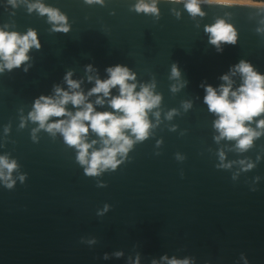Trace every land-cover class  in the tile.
Instances as JSON below:
<instances>
[{"label":"water","instance_id":"1","mask_svg":"<svg viewBox=\"0 0 264 264\" xmlns=\"http://www.w3.org/2000/svg\"><path fill=\"white\" fill-rule=\"evenodd\" d=\"M37 2L66 16L68 32L29 12ZM138 2L0 0V29L35 30L41 45L0 73V157L16 163L9 180L0 178V264H264V128L257 126L264 114L245 122L260 135L242 150L220 137L219 117L204 102L205 87L219 95L225 74L232 91L241 86L242 75L230 71L241 60L264 75V7L200 0L204 15L192 16L185 0H156L157 15L135 11ZM221 19L237 41L218 51L205 27ZM118 64L136 74L135 91L149 86L160 101L147 113V137L126 130L133 143L117 154L115 170L88 176L79 150L47 130L70 117H50L41 128L29 113L40 96L57 98L56 86L82 92L97 112L114 111L109 100L119 86L108 97L88 93ZM69 72L78 89L66 82ZM103 139L89 128L85 142L96 141L89 159Z\"/></svg>","mask_w":264,"mask_h":264},{"label":"clouds","instance_id":"2","mask_svg":"<svg viewBox=\"0 0 264 264\" xmlns=\"http://www.w3.org/2000/svg\"><path fill=\"white\" fill-rule=\"evenodd\" d=\"M86 2L89 4L94 2L103 3V0H86ZM176 2H179V0H176ZM220 2L264 7V0H220ZM9 3L15 6L16 0H9ZM199 5L200 0H185V8L192 16L204 15ZM134 7L137 12L159 14L156 0H153L151 4L145 3V0H139ZM33 9L38 10L41 15H47L50 22L61 25L54 28L55 31L68 32L67 18L58 9L46 7L39 2L29 5V12ZM205 31L210 33V43L217 45L218 51H222L219 48L221 43L236 44L237 33L235 28L222 19L206 26ZM40 46L35 30L29 29L21 35L18 32H8L0 29V61H3V63H0V73L5 69L12 71L14 68H19L29 59V50L32 47L39 49ZM88 69L91 70V65L88 66ZM233 69L243 77L241 86L236 91H232L230 77L225 74L221 76V79L228 82L227 85H221L219 95L211 85L206 86L204 102L208 105L209 111L219 117L214 126L219 130L220 137H226L230 140L236 139L238 141L237 147L245 150L251 146L253 138L260 135V133L246 127L245 122H251L253 118L264 114V75L255 71L253 66L244 60L230 68V71ZM106 71L109 78L106 80L96 79L95 87L89 91L88 95L103 93L104 97H108L111 90L119 86V95L113 96L109 100V104L114 111L97 112L92 103H86L87 97L82 92L73 91L69 93L56 86L57 98L40 96L34 102V110L29 113V118L32 121H38L41 128L45 127V123L50 117H70L69 120H59L48 124L47 130L49 132L53 129L58 130L62 133L68 145L75 146L79 150L77 159L82 165H88L85 168V174L88 176L97 175L98 169L101 168L111 167L115 170L118 164L117 154L127 153L133 143L125 135L126 130H131L137 140H144L147 137L150 128L147 113L156 107L160 101V97L153 95L149 86H142L139 92L135 91L137 85L129 83V81H134L136 74L127 66L118 64L108 67ZM71 75L72 73L69 72L65 76V80L71 89H78L80 85L77 81L71 79ZM172 75H180L176 65H173ZM91 79L92 77H89V80ZM69 102L80 109L74 115L65 107ZM96 103L103 104L104 100L98 97ZM81 106L83 107L81 108ZM117 113H122V115H117ZM85 122L89 123L86 124ZM257 126L264 128V119L259 120ZM89 128L99 137L104 138L103 143L105 145L102 149L91 152L90 159L88 158V150L96 141H92V144L85 142L84 138L87 136ZM0 167L6 168L9 173L8 176H5L0 172V178L9 180L12 170L16 168V163L15 161L9 163L5 157H0ZM21 180H23V177H21ZM7 187L11 188L12 184H7ZM117 255H120V253H117ZM163 259H167V257ZM152 264H156V262L153 261ZM168 264H189V261L173 258L168 261Z\"/></svg>","mask_w":264,"mask_h":264},{"label":"bare ground","instance_id":"3","mask_svg":"<svg viewBox=\"0 0 264 264\" xmlns=\"http://www.w3.org/2000/svg\"><path fill=\"white\" fill-rule=\"evenodd\" d=\"M211 1H216V2H220V0H211Z\"/></svg>","mask_w":264,"mask_h":264}]
</instances>
